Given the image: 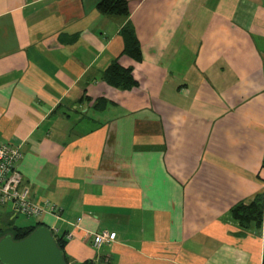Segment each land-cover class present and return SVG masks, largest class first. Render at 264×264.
I'll use <instances>...</instances> for the list:
<instances>
[{"label":"crops","instance_id":"1","mask_svg":"<svg viewBox=\"0 0 264 264\" xmlns=\"http://www.w3.org/2000/svg\"><path fill=\"white\" fill-rule=\"evenodd\" d=\"M101 1L0 0V145L21 148L29 200L61 208L29 226L68 264H264V217L232 215L264 193V0ZM117 58L139 87L104 81Z\"/></svg>","mask_w":264,"mask_h":264},{"label":"trees","instance_id":"2","mask_svg":"<svg viewBox=\"0 0 264 264\" xmlns=\"http://www.w3.org/2000/svg\"><path fill=\"white\" fill-rule=\"evenodd\" d=\"M98 9L106 15L129 16V6L126 0H102L98 4ZM121 35L125 43L122 56L129 57L131 60L140 63L142 61L141 45L132 25L129 23L125 24L121 30ZM119 60L120 59L117 58L107 69L104 75V81L114 89L121 91H131L139 87V83L135 80L133 75V67L125 68L121 65ZM101 103L102 102L99 101L95 108L98 109ZM232 215L243 228L251 229L253 227L258 232L261 231L264 217V193L257 195L249 204L242 203L236 206L232 210ZM39 226L42 225L39 223L25 228L16 226H11L7 229L0 228V239L10 234L15 241H20L29 236ZM56 238L59 246L65 252L66 240L58 236H56ZM89 264H93V261Z\"/></svg>","mask_w":264,"mask_h":264},{"label":"built area","instance_id":"3","mask_svg":"<svg viewBox=\"0 0 264 264\" xmlns=\"http://www.w3.org/2000/svg\"><path fill=\"white\" fill-rule=\"evenodd\" d=\"M23 153L19 146L10 144L0 145V209L11 206L15 215H22L28 219L39 220L44 214L59 215L61 208L50 201L36 203L29 200L28 188H23V176L19 166L23 160ZM67 234L66 239H72ZM115 233L102 232L94 238V247L100 248L105 243L113 242ZM93 264H99L94 261Z\"/></svg>","mask_w":264,"mask_h":264},{"label":"water","instance_id":"4","mask_svg":"<svg viewBox=\"0 0 264 264\" xmlns=\"http://www.w3.org/2000/svg\"><path fill=\"white\" fill-rule=\"evenodd\" d=\"M0 264H67V262L53 231L42 225L20 241H15L10 234L2 237Z\"/></svg>","mask_w":264,"mask_h":264},{"label":"rangeland","instance_id":"5","mask_svg":"<svg viewBox=\"0 0 264 264\" xmlns=\"http://www.w3.org/2000/svg\"><path fill=\"white\" fill-rule=\"evenodd\" d=\"M3 208H1L0 210H2ZM34 221H35L34 219H28V218H26V217H24L22 215H17L15 223H17V226H19V227H27V226L31 225ZM7 223H10V222H7ZM10 225L13 226L14 224L11 223ZM2 227H4V226H2Z\"/></svg>","mask_w":264,"mask_h":264}]
</instances>
